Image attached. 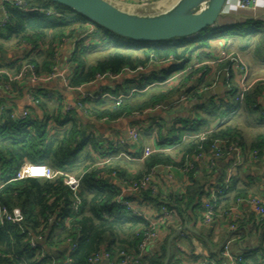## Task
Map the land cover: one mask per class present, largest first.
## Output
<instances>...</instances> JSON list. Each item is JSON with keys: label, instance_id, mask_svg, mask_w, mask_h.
<instances>
[{"label": "crops", "instance_id": "obj_1", "mask_svg": "<svg viewBox=\"0 0 264 264\" xmlns=\"http://www.w3.org/2000/svg\"><path fill=\"white\" fill-rule=\"evenodd\" d=\"M14 1L31 4L42 0H0V20L4 16V4ZM107 1L123 9L135 10L139 14L155 15L169 8L176 0ZM237 2L238 0L227 1L222 15L208 36H198L176 44L175 48L189 50L200 46L196 53H191L185 59L186 66L197 59L200 61V68L196 70L203 73L192 77H188L190 72L184 73L186 67L178 73H170L169 68L179 64L171 60L164 64L150 65L137 72H123L112 80L97 81L71 89L67 86L73 70L69 60L77 45L102 48L101 41L108 39L97 28L85 25L81 31L68 32L62 38L55 54V78L50 79L49 75L39 82H33L30 73H27L16 79L15 89L12 91L0 83V111L17 116L28 111L35 119L43 122L46 114L32 102L30 94L42 95L50 110L64 106V109L70 108L82 116L81 109L76 108L82 95L95 98L92 99L96 101L91 104L92 107L99 104L97 107L114 108L117 105L113 98L118 96L126 97L121 102L124 104L129 100L144 101L149 95L177 90L164 101L174 100L164 109L163 102L153 109L111 122H96L81 117L86 132L103 143L101 153L91 152L93 163L97 166L110 160L113 164L119 163L120 170L127 175L142 173L147 160L142 158L144 148L154 151L151 157L161 154L170 159V164L155 167L161 199L184 195L192 181H197L203 187L207 197L212 191L221 189V194L214 200L216 205L213 216L207 224L202 207L206 198L203 196L202 205L190 208L180 215L175 213L167 226L159 230L158 238L150 244L149 255L161 254L163 250L166 253L168 240L178 230L185 227L191 230L181 233L173 241L170 262L179 260L195 264L203 259L219 261L223 251L220 247L227 240L231 257L239 258L241 264H264V216L260 218L255 208L246 203V200L253 198L264 203V0H259L256 8L248 11H239ZM242 20L247 21L246 26L241 23ZM222 52L234 53L245 63L247 74L244 83L240 72L233 75L231 81L235 91L246 86L244 98L247 94L257 92L251 103L243 99L235 106L234 100L223 89L222 82L215 87L221 86V93L215 95V88L208 90L212 83L224 78V72L217 71L229 67L227 62L215 68L209 65ZM25 54L26 48L19 47L14 37L8 39L3 34L0 35V77L7 74L17 78L21 70L18 71L16 65L12 67V64L22 60ZM167 75L170 77L165 78ZM186 78L188 80L184 81ZM197 89L200 90L195 95ZM101 94H107L110 98H100ZM184 96L186 100L180 101ZM101 104L103 105L100 106ZM87 106L90 107V104ZM225 126L236 131L239 151L226 152L218 158L211 151L199 156H185L186 146L195 140V136L211 133ZM131 129L138 132L137 142L130 139ZM59 133L60 131L54 130L52 135ZM112 182L122 191L123 183L117 179ZM128 197H131V203L144 217L153 219L159 214L160 208L154 203H144L139 198L133 199L136 197L134 195H124L125 199ZM192 232L198 234L199 238Z\"/></svg>", "mask_w": 264, "mask_h": 264}, {"label": "trees", "instance_id": "obj_2", "mask_svg": "<svg viewBox=\"0 0 264 264\" xmlns=\"http://www.w3.org/2000/svg\"><path fill=\"white\" fill-rule=\"evenodd\" d=\"M50 8L54 14L45 15V10ZM5 11L7 23L0 26V35L8 39L14 37L19 47L26 48L22 60L16 61L12 67L16 65L19 71L31 66L34 76L39 79L53 73L57 47L66 33L81 31L82 26L90 24L72 10L46 0L27 3L25 10L6 5ZM95 28L99 33L102 32L101 28ZM199 36L201 38L202 35ZM132 43L136 45L128 46L104 38L101 41L102 48L77 45L69 60L73 70L67 86L76 89L94 83L97 75L116 77L123 72H137L150 65L164 64L171 60L179 64L169 68L170 73L179 71L187 67L185 59L200 49V46L194 50L157 49L146 47L144 43ZM200 72L192 70L188 77ZM15 85L16 82L11 83V91ZM198 90H195V95ZM176 92L152 94L144 101L129 100L114 108L97 107L99 104L92 107L91 104L96 101L88 98L81 100L82 116L96 122L117 121L160 106ZM256 94H247L244 101L251 103ZM34 98L46 114L44 122L31 114L26 119L13 120L12 113H0V210H6L7 214L20 220L17 224L0 220V264H50L53 261L62 264L66 259L70 260V264H89L88 260L101 251L109 253L112 261H120V256L125 254L136 257L139 264H163L164 250L161 254L138 257L137 246L143 236L151 231V226L142 214L116 203L121 190L112 182L114 179L111 174L115 172L116 179L121 183H134L156 166L170 164V159L161 154L150 156L145 161L144 171L133 176L120 170L119 163L97 166L93 163L91 152L101 153L103 143L86 132L81 123L82 116L74 110L65 111L64 106L50 110L42 95ZM89 104L90 107L87 106ZM54 130L60 133L53 136ZM216 140H228L239 145L236 131L225 126L207 133L203 142L199 139L189 142L185 156L210 152ZM25 163L44 165L63 175L50 180L16 181L15 175ZM64 175L80 179L78 195L81 205L77 211L72 209L71 191ZM187 189L184 195L168 196L166 200L161 199L160 193L150 192H143L140 197L133 199L154 203L159 208L165 205L180 215L190 208L198 207L202 197L207 198L208 195L197 181H192ZM130 198L125 200L131 202ZM212 205L216 203L213 201ZM37 238L41 241L35 248H31L30 240ZM69 242L75 244L72 252H69Z\"/></svg>", "mask_w": 264, "mask_h": 264}, {"label": "built area", "instance_id": "obj_3", "mask_svg": "<svg viewBox=\"0 0 264 264\" xmlns=\"http://www.w3.org/2000/svg\"><path fill=\"white\" fill-rule=\"evenodd\" d=\"M258 2H259V0H238L237 8L239 11L252 10V9L256 8ZM6 5H9L11 7H16L17 9H21V10L26 9V3L25 2H22V1L6 2L4 4L3 10H2V13L4 14V16L0 20V26L1 27L5 26V24L7 23V14L5 11ZM35 11H37V9H35ZM39 12H44V11L39 10ZM52 14H54V11L52 9L45 10V15L48 16V15H52ZM88 27H95V26H93L92 24H88ZM225 62H227L229 67L226 69H222V70L217 71L219 73L221 71H223L224 72V78L218 82L213 83L212 86L208 90H213L218 83L222 82L223 87H224L223 89L226 91L227 96H231V98L234 100L235 103H241L244 99V94L247 91V88H246V86H242L240 88L241 90L235 91L233 88L231 79H232L233 75L237 74V72H240L242 75L241 81L244 83V80H245L246 74H247L246 65L243 62V60L240 58V56L235 55L234 53H225V52L220 53V55L217 58L212 59V61H210L209 65L215 68L216 66L218 67V66L223 65ZM197 68H200V61L198 59L196 60V62L192 63L191 65H188L184 69L185 70L184 73L191 72L192 70H196ZM27 73H30L33 82H39L42 80V79L36 78L34 76L33 67L27 66V67L22 68L21 73L17 78L8 76L7 74H5V78L0 77V83L6 89H9V91H11L10 90L11 89V83H14L16 81V79H19L21 76H24ZM56 76L57 75L55 74V72H53L50 75V79L55 78ZM116 77H118V76H116ZM116 77H112L109 74L97 75L95 82L102 81V80H112ZM233 96H234V98H233ZM88 98L93 99L94 97L90 96V95H82L80 100L77 102L76 108L81 109L83 107L81 100H85ZM100 98H110V97L107 94H105V95L101 94ZM125 98L126 97H124V96H118L116 98H113V100L115 101V104L118 106L121 104V102ZM30 99L32 100V102L35 105H38V101L31 94H30ZM183 100H186V97L180 98V101H183ZM69 110H70V108H67V107L65 108V111H69ZM2 111L3 110H1L0 113ZM29 115H30V113L28 111H24L20 116H17V115L12 113L11 118L13 120H17L18 118L26 119L29 117ZM206 135H207V133L202 134V135H198V136H195L194 139H199L200 141L203 142L206 140ZM129 136L133 142H137L139 139L138 132L135 129L130 130ZM210 149H211L212 154L216 158L222 157L226 152H230V151L237 152L240 150L239 147L237 146V144H232L228 140H216L212 144ZM153 153H154V151L152 149L144 148V150L142 152V158L147 159ZM110 163H111V161L107 160L103 163V165L110 164ZM166 170H169V167H166ZM156 172H157L156 169L153 168L149 174L142 177L137 182H134V183L122 182L123 183L122 184V191H121L120 196L117 198L116 203L119 204L120 206L126 208L127 210H130L134 213H139L138 209L136 208V206L133 203L125 200L124 195L130 194V195H134L136 197H140L143 192H150L151 194L158 193L159 180L157 178ZM57 175H63V174L58 173V172H54L53 170H51L50 168H48L47 166H44V165H34V164H30V163H25L20 167V169L16 173L15 180L16 181H21V180H25V179H47V180H50V179H53L54 177H56ZM64 177L66 178V185L68 186V188L71 191L72 209H73V211H77L81 205V200H80L79 195H78L80 179H77V178H75L73 176H69V175H64ZM111 178L116 179V173L115 172H113L111 174ZM223 188H225V187H223ZM220 190L212 191L210 193V196L205 199V201L202 205L203 210L205 211L204 219H205L206 224L208 222H210V220L213 216L214 206L212 205V203L215 200L216 196L221 194ZM246 203L255 208V211L258 213L260 218L264 216V203L261 200H259L257 198H253V199L246 200ZM174 214H175L174 210L163 206L160 208L159 214L155 218L149 219V218L145 217V220H147L150 223L151 231L143 236V239L141 240V242L137 246L136 250L138 253V257H143V256L148 255L150 244L158 238L159 230L164 228L165 226H167V224L169 223L171 218L174 216ZM0 220H1V222L5 221V222L12 223V224H17L20 221L14 215L7 214L6 210H4V209L0 210ZM39 241H41L40 238L31 239L30 243H29L30 247L35 248ZM74 249H75V244L69 242V252L74 251ZM120 257H121L120 261H112L109 253H107L105 251H101V252L93 255L88 260V263L89 264H102V263L104 264L106 262L107 264H139L137 262L136 257L125 255V254H122ZM221 258L222 259L219 261H213L210 259H203L201 261L196 262L195 264H241V260L239 258H232L231 257L230 252H229V246L227 244L223 248V251L221 253ZM50 264H57V263L55 261H53ZM62 264H70V260L66 259L65 261L62 262ZM171 264H190V263L181 262L179 260H173Z\"/></svg>", "mask_w": 264, "mask_h": 264}, {"label": "water", "instance_id": "obj_4", "mask_svg": "<svg viewBox=\"0 0 264 264\" xmlns=\"http://www.w3.org/2000/svg\"><path fill=\"white\" fill-rule=\"evenodd\" d=\"M46 1L72 10L93 26L116 38L145 44L177 40L182 42L197 38L200 33L215 27L228 0H176L169 8L155 15H143L132 9H123L107 0ZM221 91L222 87L218 86L214 89V94ZM172 102L174 100L164 102L162 108H167ZM185 231L191 232L185 227L168 240L163 264L170 263L171 245ZM194 234L199 238L198 234ZM226 243L227 240L220 248H224ZM209 247L211 250V246Z\"/></svg>", "mask_w": 264, "mask_h": 264}, {"label": "rangeland", "instance_id": "obj_5", "mask_svg": "<svg viewBox=\"0 0 264 264\" xmlns=\"http://www.w3.org/2000/svg\"><path fill=\"white\" fill-rule=\"evenodd\" d=\"M50 9H52V8H50ZM241 23L244 24V26H246L245 24L247 23V21L242 20ZM258 30L259 29L256 27V31L257 32H258ZM210 31H211V29H207L206 31H204V32H202L200 34L202 36L206 37V36L209 35ZM102 33L106 34L108 39L117 40L118 42H123V43H125V45H128V46L136 45V44L132 43L131 41H127V40L121 39V38H116V36L110 34L109 32H107L105 30L104 31L102 30ZM180 43H181V41L177 40V41H171V42H165V43L164 42H161V43H145L144 45L146 47L163 49V48H175L176 44H180ZM130 48L133 49V47H130ZM143 49H145V48H140L139 50H143ZM90 61L92 62L93 60H91V58H90ZM175 72L178 73L179 71H173L172 73H175ZM168 77H170V75H167L165 78H168Z\"/></svg>", "mask_w": 264, "mask_h": 264}]
</instances>
